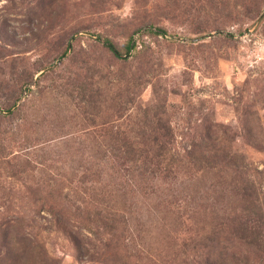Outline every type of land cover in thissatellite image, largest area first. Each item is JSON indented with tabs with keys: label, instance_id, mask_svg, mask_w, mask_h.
I'll return each mask as SVG.
<instances>
[{
	"label": "rangeland",
	"instance_id": "1",
	"mask_svg": "<svg viewBox=\"0 0 264 264\" xmlns=\"http://www.w3.org/2000/svg\"><path fill=\"white\" fill-rule=\"evenodd\" d=\"M0 264H264V0H0Z\"/></svg>",
	"mask_w": 264,
	"mask_h": 264
},
{
	"label": "trees",
	"instance_id": "2",
	"mask_svg": "<svg viewBox=\"0 0 264 264\" xmlns=\"http://www.w3.org/2000/svg\"><path fill=\"white\" fill-rule=\"evenodd\" d=\"M159 31H160V32H163L162 30H159ZM106 43H107V45L109 46V48H111L112 50L115 51V48H114V46H113V44H112L111 42L107 41ZM135 47H137L135 44H133V43L131 44V43H130L128 51H131V49H134ZM164 146H165V145H164ZM160 148L162 149V148H165V147H163V145H162Z\"/></svg>",
	"mask_w": 264,
	"mask_h": 264
}]
</instances>
